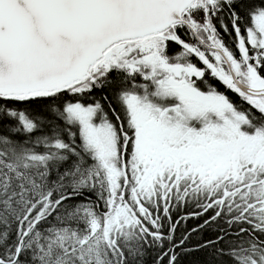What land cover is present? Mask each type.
Listing matches in <instances>:
<instances>
[{"label": "snow or ice", "instance_id": "1", "mask_svg": "<svg viewBox=\"0 0 264 264\" xmlns=\"http://www.w3.org/2000/svg\"><path fill=\"white\" fill-rule=\"evenodd\" d=\"M0 264H264V0H0Z\"/></svg>", "mask_w": 264, "mask_h": 264}]
</instances>
